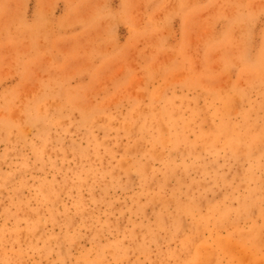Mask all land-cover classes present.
I'll use <instances>...</instances> for the list:
<instances>
[{"label":"rangeland","instance_id":"1","mask_svg":"<svg viewBox=\"0 0 264 264\" xmlns=\"http://www.w3.org/2000/svg\"><path fill=\"white\" fill-rule=\"evenodd\" d=\"M0 264H264V0H0Z\"/></svg>","mask_w":264,"mask_h":264}]
</instances>
